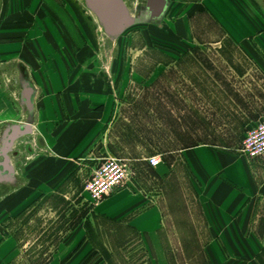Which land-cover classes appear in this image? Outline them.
<instances>
[{
  "label": "rangeland",
  "instance_id": "1",
  "mask_svg": "<svg viewBox=\"0 0 264 264\" xmlns=\"http://www.w3.org/2000/svg\"><path fill=\"white\" fill-rule=\"evenodd\" d=\"M123 1L132 16L137 15L135 7L144 3V0ZM169 1L159 23H136L111 38L84 0H0V79L10 90L16 119L24 122L28 114L26 105L19 101L21 87L16 66L19 62L25 65L29 80L36 87L37 110H44L41 106L45 101L58 99L62 94L67 99L81 100L96 96L102 103L119 106L123 102L125 107L120 105L114 109L116 116L120 113V118L123 116L140 127L145 121L155 124L156 115L147 116L145 109L133 101H140L146 95H153V99L162 95L156 86L147 91L142 85L172 83L173 68L187 67L189 53L244 51L241 44L223 45L225 38L221 47L191 41L187 27L189 18L198 13L195 8L199 0ZM205 1L201 2L203 8V3H208ZM230 2L245 3L250 7L246 18L264 25V0ZM213 15L223 21L220 13ZM233 18L236 17H230L229 22ZM203 82L204 76H197V83ZM94 83L101 84L106 91H82V85ZM78 84L81 85L79 91L74 86ZM7 124L0 125V148L9 133ZM45 127L44 122L38 123L33 135L24 134L14 139L6 153L16 173L7 182L0 183V264H254L257 245L252 236L242 237L241 243L222 244L226 251L217 246L211 253L204 250L210 237L188 234L192 231L190 212H196L197 207L195 184L181 166L180 157H160L167 168L170 164H174V168L166 174L164 184L151 185L134 182L136 171L142 177L155 173V170L140 167L144 161H138L140 168L135 170L133 162L115 157L127 165L129 172L117 188L132 182L133 192L150 190L154 196L158 192L159 199L163 196L167 209L165 235H147L146 231L135 230L129 224L92 215L94 207L102 200L92 202L86 191V182L93 170L84 175V183L67 180L66 174L76 173L83 164L68 159L67 135L63 140L65 148L59 149L66 158L61 160L60 153L47 157ZM201 127L204 129L206 124L202 123ZM247 127L212 125L215 137L207 142L235 144L239 149ZM140 202V211L135 214L143 212L149 204L146 198ZM80 211L86 213L84 246L63 260L67 253H60V243ZM56 227L59 228L55 230ZM47 231L52 233L47 235Z\"/></svg>",
  "mask_w": 264,
  "mask_h": 264
},
{
  "label": "crops",
  "instance_id": "2",
  "mask_svg": "<svg viewBox=\"0 0 264 264\" xmlns=\"http://www.w3.org/2000/svg\"><path fill=\"white\" fill-rule=\"evenodd\" d=\"M206 1L208 3H203L204 8L201 6L202 0L196 4L195 12L201 15L197 13L189 18L187 28L191 41L216 47L225 38L226 44L223 45L241 44L244 51L192 52L188 54L187 67L173 68L172 83L142 85L147 91L156 86L162 92L158 99L146 95L140 101H133L145 109L147 116L156 115L155 124L145 121L140 127L134 126L123 116L122 120L120 113L116 116L114 109L120 105L125 107L123 102L119 106L112 102L102 103L96 96L81 100L67 99L62 94L58 99L45 101L41 106L44 110H37L34 98L36 87L29 80L26 67L21 62L16 64L21 87L19 101L25 104L22 97L23 72L33 90L31 131L27 134L33 135L38 123L44 122V140L48 147L46 156L60 153L59 158L64 160L66 156L59 149L65 148L63 140L67 135L68 159H76L83 164L76 173L70 171L66 174L67 180L76 179L84 183L86 173L94 170L95 165L104 158L114 156L133 162L135 170L140 167L151 172L155 170L153 176L146 174L145 177L136 171L134 182L164 184V178L174 168V164L167 168L161 158L162 163L152 166L146 158L152 155L180 157L181 166H184L195 184L197 207L196 212H190L189 228L192 231L188 234L210 237L205 242L204 250L211 253L218 249L217 246L224 250L222 244L241 243L242 237L252 236L257 245L254 264H264V157L249 159L239 152L235 144L207 142L215 137L212 125L242 124L248 125V129L264 119V25L259 26L254 20L246 18L250 7L243 2ZM169 5L168 0L166 10ZM214 12L221 14L222 22L214 18ZM230 17L236 18L229 22ZM231 25L234 26L231 28ZM197 76H204V82L197 83ZM74 86L79 91L81 85ZM81 88L91 93L106 91L105 87L97 83L82 85ZM120 88L123 90L122 86ZM154 108L156 111H152ZM14 114L10 90L4 87L0 79V125L9 124L6 126L8 134L12 126H21L28 118L27 114L26 120L20 122ZM202 123L206 124L204 129ZM7 157L11 170L8 172L0 165V183L7 182L16 173L12 160ZM138 161H144L143 166L138 167ZM132 187V182L115 187L94 207L92 215L103 216L119 224H129L135 230L146 231L147 235H165L164 212L167 209L163 196L159 199L158 192L154 196L150 190L147 193L144 190L133 192ZM142 198H146L149 204L143 212L135 214L142 204ZM79 214L60 243V253H67L63 260L68 259L69 253L84 246L86 213L80 211ZM51 233L47 231V235ZM225 249L228 250L227 247Z\"/></svg>",
  "mask_w": 264,
  "mask_h": 264
},
{
  "label": "water",
  "instance_id": "3",
  "mask_svg": "<svg viewBox=\"0 0 264 264\" xmlns=\"http://www.w3.org/2000/svg\"><path fill=\"white\" fill-rule=\"evenodd\" d=\"M84 2L88 9L97 17L106 35L111 38L118 37L129 26L136 23H159L168 6V0H147L139 17H136L130 14L123 0H84ZM21 77L23 79L22 97L28 110V118L25 124L12 126L11 133L7 135L1 149L0 155L3 161L0 162V165L8 172L11 169L6 152L9 150L14 139L31 131V96L33 90L25 80L23 72H21Z\"/></svg>",
  "mask_w": 264,
  "mask_h": 264
},
{
  "label": "built area",
  "instance_id": "4",
  "mask_svg": "<svg viewBox=\"0 0 264 264\" xmlns=\"http://www.w3.org/2000/svg\"><path fill=\"white\" fill-rule=\"evenodd\" d=\"M238 150L249 159L264 157V119L245 131ZM146 161L155 166L160 162V156H149ZM126 166L122 160L115 157L104 158L86 182L89 199L98 202L119 186L129 175Z\"/></svg>",
  "mask_w": 264,
  "mask_h": 264
},
{
  "label": "flooded vegetation",
  "instance_id": "5",
  "mask_svg": "<svg viewBox=\"0 0 264 264\" xmlns=\"http://www.w3.org/2000/svg\"><path fill=\"white\" fill-rule=\"evenodd\" d=\"M146 2H147V0H144V3H143L142 5L139 4L138 6L135 7V11H136V13H137V15H135L136 17H139L142 8L145 7V5H146ZM124 3H126V2H124ZM165 12H166V11H165ZM164 14H165V13H164Z\"/></svg>",
  "mask_w": 264,
  "mask_h": 264
}]
</instances>
